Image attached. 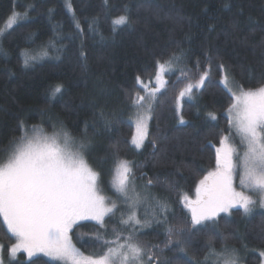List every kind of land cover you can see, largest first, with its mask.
<instances>
[{
  "label": "trees",
  "instance_id": "16d2710c",
  "mask_svg": "<svg viewBox=\"0 0 264 264\" xmlns=\"http://www.w3.org/2000/svg\"><path fill=\"white\" fill-rule=\"evenodd\" d=\"M16 15L26 19L0 34V151L24 130L49 136L63 130L88 147L85 160L104 187L111 188L118 162L126 161L133 179L153 196L146 192L150 207L161 201L172 209L148 230L114 217L103 226L75 223L73 243L86 254H104L131 233V242L156 264L213 262L212 254L225 249L244 264H261L263 207L256 204L247 214L235 209L193 226L181 198L194 196L200 181L216 170L222 141L232 136L240 145L229 122L233 95L222 80L227 73L235 88L245 90L264 83V0H0V31ZM120 16L128 23L117 25ZM28 52L38 64L25 65ZM42 53L52 59L43 61ZM158 61H171L174 68L138 152L131 142L133 99L143 93L137 77L154 80ZM205 74L195 100L179 111L182 90ZM57 85L62 91L54 96ZM14 243L0 217V250L9 264H59L43 257L29 261L25 254L13 262L8 249Z\"/></svg>",
  "mask_w": 264,
  "mask_h": 264
},
{
  "label": "snow or ice",
  "instance_id": "6c2138e0",
  "mask_svg": "<svg viewBox=\"0 0 264 264\" xmlns=\"http://www.w3.org/2000/svg\"><path fill=\"white\" fill-rule=\"evenodd\" d=\"M115 23L124 25L128 23V17L120 16ZM24 57L26 66L36 58L27 53ZM170 63L157 62L161 71L165 69V64ZM156 78L159 80V74ZM206 78L207 74L200 78L196 86L202 85ZM137 81L142 83L139 77ZM224 83L227 86V77ZM192 87L189 84L180 96L191 92ZM52 91L55 96L62 91V86L57 85ZM145 91L147 96L136 92L133 103L140 108L147 104L150 111L159 89L149 91L145 87ZM233 99L235 102L228 109L229 122L235 124L247 144L240 185L242 189L256 192L261 197L260 206L264 207V83L247 90L237 85ZM212 119H215L214 115ZM145 120V117H140L137 121L138 136L132 140L137 148L142 146L147 136ZM83 147L82 142L76 147L73 138L63 130L49 136L33 128L31 133L24 130L8 148L0 151V217L7 231L15 237V243L8 249L9 255L15 258L18 252L23 251L32 257L42 252L62 264H145V260L147 264H152L153 255L145 253L138 243L131 242L134 239L131 233L124 243L110 247L99 258L84 257L72 243L69 232L77 221L92 219L103 226L104 217L116 207L115 203L109 206L100 194L98 174L85 161L81 152ZM130 172L128 162H118L115 183L117 191L123 194L126 201L131 199L128 196ZM233 176L232 149H217L216 170L200 181L196 201L188 203L193 226L205 220H214L219 213L229 212L232 208L239 207L245 214L252 211L257 200L244 191H236ZM136 196L139 198V194ZM159 206L162 211L166 209V205ZM129 221L141 223L135 213L123 222ZM173 233L174 229L170 227L168 243L172 242ZM180 250L183 251V248ZM260 255L264 257V251ZM0 264H3L2 259ZM223 264H238V258L233 253L225 257Z\"/></svg>",
  "mask_w": 264,
  "mask_h": 264
},
{
  "label": "rangeland",
  "instance_id": "374dc122",
  "mask_svg": "<svg viewBox=\"0 0 264 264\" xmlns=\"http://www.w3.org/2000/svg\"><path fill=\"white\" fill-rule=\"evenodd\" d=\"M25 19H26L25 16L16 15L14 18H12L11 21H9L6 24L7 26L5 25V27L0 31V34L1 33L4 34L7 31L6 27L7 28H11V26L15 25L17 22H22ZM56 53H58V51H56ZM27 54L29 56H33L31 54V52H28ZM42 54H43L42 58L45 56L43 61L52 59V57H47V55H45L44 53H42ZM53 58L56 59V55H53ZM39 60L40 59L37 58V57L35 58V60H30L28 66H32V65L38 64ZM173 68H174L173 64H170V65L168 64V65L165 66V69L163 71L158 69V71L155 74V79L154 80H152V81L148 80V82H143V81L140 80L142 82V83H140V86L143 89L142 95H144V96L148 95V93L145 91V87H147V89L149 91H151L154 88H158L159 91H157L155 93V97H154V99L152 100V103H151L150 111L148 110L147 104L145 105L144 108H140L136 104L134 105L135 112H133V116H132L133 120H132V122H133V125L135 127V133H134L133 138L138 136L137 121H138V119L140 117H145L146 118L145 122H146V127H147V136L144 139L142 146L137 148L136 145L132 143L134 149L136 151H138V152H141L146 146V143H147V140H148V133H149V129H150V123H151V118H152V112H153L154 104L156 102V99H157L158 95L165 90V87H166V84H167V76L166 75ZM157 74H159V77H160L159 80H157V78H156ZM225 77H227V86L224 83L225 78L222 80V84L233 95V92L237 90V88L234 87V81L227 73H226ZM205 80L206 79H204V82H205ZM204 82L200 86H196L197 85L196 83H191V85H193L191 92H185V95L183 97L180 96V98L178 99V110L179 111L182 110V108L184 107L185 102H192V101L195 100V94L193 92L196 91V90H199L200 88H202V86L204 85ZM151 85H153V88H149ZM188 85L189 84H187L185 86V88ZM185 88L182 91H184ZM229 89H231L232 91H230ZM183 122L185 123L184 120H183ZM231 126H232L233 136L238 139L240 145H236L234 143V140H233L232 136H231V137L226 138L223 141V144H221L218 147V149H220L222 147H230L232 149V162H233V165H234L233 187L236 189V191H244L246 194L251 195L253 197V199L257 200V206H260L259 200L261 199V197L258 196L256 192L249 191L246 188H244V189L241 188V185H240V174L242 172V159H243L244 153L247 150V144H246V142H244L242 140V134L238 131V129L236 128L235 124L231 123ZM133 138H132V140H133ZM132 140H131V142H132ZM73 141H74L75 146L79 147L80 142L75 141L74 139H73ZM87 150H88V147L84 145L83 149L81 150L84 159H86L85 153H86ZM88 166L90 167L89 164H88ZM129 167L131 168V172L128 173V176H129L128 196L131 199H129L128 201L125 200L123 194H121V193H119L117 191V187H116L115 181H116V174H117V168L118 167L116 168V170L114 172V177L111 180V188L107 189L106 187H104L101 184L100 177L98 175L97 185H98V188L100 190V194L103 195L106 198L105 202L107 204H109V206L112 203H115V205H116V207L113 209V212L109 213L107 216L104 217V223H105V221H108L111 217H114V218L119 219V221H121V223L124 226H126V227L134 226V227L137 228V230H139V229L140 230L141 229L142 230H148L150 227H153L154 225H157L159 223H163L164 221H166L168 219L169 215L172 213V209L170 210L168 204H165L164 202L162 203L161 201L157 205H155V208L150 207V203L153 200H150L151 198H146L147 197L146 192H148L147 194L149 195L150 191H148L146 189V187L143 185V183L141 181L133 179V177H132V166L129 165ZM93 171L96 172L95 170H93ZM136 194H139V198H137ZM149 196L153 197L152 195H149ZM185 197H187V200H185ZM196 199H197V192H195L194 196L184 195L181 198L183 210L188 214V216L190 217L191 220H192V213H191L190 207L188 206V203H189V201L195 202ZM160 204L166 205V209L162 211L160 206H159ZM159 208H160V210H159ZM235 209H241V208L236 207V208L230 209L229 212H221V213H219V215L214 220H205L203 223L195 225V226H200V225H204L206 223L208 224V223H211V222H215L221 216L228 215V214H230L231 211H233ZM132 213H135L136 219H138L141 222L140 224H135L133 221H129V223H124L123 222V221L128 220V217ZM149 217H151V219H149ZM85 222H91V223L99 224V223H97L96 220L86 219V220L77 221L75 226H77L79 224H82V223H85ZM190 227H191V225H190ZM187 228H189V227L187 226ZM69 236L71 237V232L69 233ZM71 240H72V237H71ZM124 242H125V239L123 241H116V242L114 241V243H113V245L111 247L115 248V247L118 246V244H121V243H124ZM72 243H73V241H72ZM174 243L179 245V246H181V242H179V241L176 242V240H174ZM75 247L77 249H79L76 245H75ZM79 251L83 254L84 257H92V258H99V257H101V256H103L104 254L107 253L106 252L104 254H92V253L91 254H86L80 249H79ZM177 251H179V250H177ZM214 253H215V255L212 254V261L213 262H210L209 258H207L205 260L206 262H204L203 264H223V261H224L225 257L232 255V253L229 252V250H227V249H225L223 252H214ZM22 254H25L29 261L33 260L35 258L43 257V258H46V259H48V260H50L52 262L62 264V262L56 261L52 257H50L48 255H45L42 252H37L32 257H29L26 252L20 251V252H18L16 254L15 258H12V257L10 258L11 261L15 262L16 260L19 259V256L22 255ZM220 254H224V255H220ZM0 259H2L3 264H9L8 260L6 259V257H3L1 250H0ZM154 261H155V257L153 256V261H152L153 264H154ZM145 264H147L146 260H145ZM238 264H244V263L242 261L238 260ZM261 264H264V257H263V260H262Z\"/></svg>",
  "mask_w": 264,
  "mask_h": 264
},
{
  "label": "bare ground",
  "instance_id": "6f19581e",
  "mask_svg": "<svg viewBox=\"0 0 264 264\" xmlns=\"http://www.w3.org/2000/svg\"><path fill=\"white\" fill-rule=\"evenodd\" d=\"M154 264H156V263H154Z\"/></svg>",
  "mask_w": 264,
  "mask_h": 264
}]
</instances>
